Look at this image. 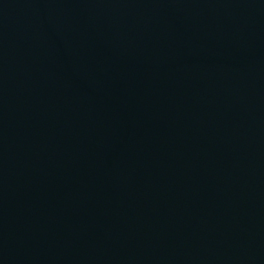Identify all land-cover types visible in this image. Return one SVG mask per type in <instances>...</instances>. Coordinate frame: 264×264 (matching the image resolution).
<instances>
[{"label":"water","instance_id":"95a60500","mask_svg":"<svg viewBox=\"0 0 264 264\" xmlns=\"http://www.w3.org/2000/svg\"><path fill=\"white\" fill-rule=\"evenodd\" d=\"M0 264H264V0H0Z\"/></svg>","mask_w":264,"mask_h":264}]
</instances>
